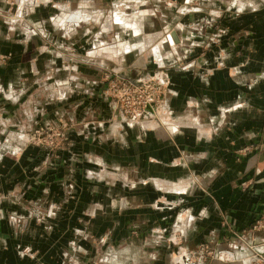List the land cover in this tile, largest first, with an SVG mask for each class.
I'll return each mask as SVG.
<instances>
[{
    "label": "crops",
    "instance_id": "1",
    "mask_svg": "<svg viewBox=\"0 0 264 264\" xmlns=\"http://www.w3.org/2000/svg\"><path fill=\"white\" fill-rule=\"evenodd\" d=\"M13 1L20 4L18 13L23 5L34 3ZM161 1L164 8L173 6L168 18L166 10L159 14L163 21L167 18L168 27L172 21L175 41L163 47L136 45L154 55L152 62L141 64L147 72L141 76L145 79L150 73L165 85L161 126L142 128L141 136L138 131H122L125 145L111 141L108 145L99 141L105 122L85 123L79 134L83 141L65 146L59 168L52 156L49 172L39 167L36 148H16L15 157L0 156V264H63L70 242L76 241L72 231H122L136 228L141 221L142 228H160L155 216L161 208L155 214L146 208L115 210L107 220L101 207H94L93 216L87 217L91 200L96 194L100 198L98 186L85 176L86 168L93 172L94 166L125 169L126 180L141 183L133 196H140L142 205H150V196L164 197L166 182L176 183L174 193L181 194L176 199L186 197L191 202V241L222 240L227 229L245 232L264 220V0ZM149 3L142 1V5ZM9 9L6 0H0V60L5 61L0 65V100L6 93L16 96L15 89L26 82L33 83L32 90L40 87L43 75L52 80L51 89L53 78L61 77L62 85H71L65 68L69 55L60 52L65 56L60 65L54 60L59 51L43 48L37 40L23 41L3 18ZM115 20L134 36L141 31L135 20ZM99 52L92 47L86 54ZM84 70L89 79L78 73L74 78L84 85H73L82 88V103L95 109L101 74L97 68ZM68 86L60 87L64 98L70 95ZM73 134L70 129L72 141ZM91 135L95 143L84 144ZM187 178L192 186L185 192ZM151 190L153 194L148 193ZM54 207L56 224L37 220L38 213L46 215ZM239 262L249 264L247 259Z\"/></svg>",
    "mask_w": 264,
    "mask_h": 264
},
{
    "label": "rangeland",
    "instance_id": "2",
    "mask_svg": "<svg viewBox=\"0 0 264 264\" xmlns=\"http://www.w3.org/2000/svg\"><path fill=\"white\" fill-rule=\"evenodd\" d=\"M22 1L30 3L29 0ZM134 1L138 0H34L32 4L23 5L22 12L18 13L20 4L17 6L13 0H6L10 9L4 13L3 18L8 27L14 28L24 38L23 41L28 40L27 43L33 39L43 48L59 53L64 51V55L70 57L69 62L64 64L66 63V71L72 78L68 81L71 83L69 86L62 85L61 77L53 78L54 88L51 89L52 80L43 75L39 79L40 87L32 90L30 87L33 83L28 85L26 82L15 89L16 96L6 93L7 97L0 100V156L15 157L16 148H36L39 167L49 172L52 168V156L54 165L59 168L65 146L77 145L83 141L79 139V134L83 131L80 129L81 125L85 123L94 122L97 125V122H105L102 125L105 133L99 141L103 144L113 142L114 145H125L126 135L122 134L121 137L122 131H138L141 136L142 128L161 126L163 118L159 116V112L164 104L165 85L150 73L145 79L141 76L142 73H147L140 69L141 64L152 62L154 55L148 49L141 52L136 45L163 47L175 41L171 31L172 21L169 23L170 27L167 26V18L173 14V6L164 8L161 0H149L150 3L146 5H142L144 0H139V5H135ZM170 2L173 3L174 0ZM165 10L168 15L163 21L159 13ZM75 14L80 18L73 16ZM116 17L136 21V25L141 28L135 35L136 38L131 29L115 20ZM92 47L100 51L99 54L87 55L86 52ZM61 53L55 52L54 55L55 63L59 61L60 65L65 59ZM3 62L4 59H1L0 65ZM93 68L100 72L102 84L95 109L82 103L80 96L83 95V90L80 86L73 85H84V82L79 83L74 77L81 73L82 79H89L84 69ZM145 81L158 83L162 87L161 103L154 116L148 119L141 117L134 123L123 115L121 105L117 104V93L113 96L110 87L115 85L117 89L126 82L140 85ZM64 86L71 90L66 98L60 91V87ZM69 98L71 100L68 101ZM115 113L121 120L115 117ZM70 129L75 131L73 141L70 139ZM88 140L84 144L93 145L95 136L91 135ZM70 169L72 170L71 167ZM87 169V181L98 186L100 197L98 199L95 193L96 197L89 204L87 217L93 216L94 207H101V216L107 220L112 219L111 214L115 210L121 212L130 208H146L155 214L161 208L159 216H155V221L161 223L160 228H142L141 221L134 222L136 228L122 231H72L71 235H75L76 241L70 242L63 264H241L239 261L243 259L249 260V264H264V220H258L245 232L227 229L222 240L202 238L197 242L191 241V234L194 232L191 202L186 197L181 198L182 201L176 199L181 195L180 192L174 193L178 189L176 183L166 182L162 187L165 190L162 193L164 197L157 199L150 196L147 198V201H151L150 205H142V199L138 198L140 196H133V192L141 186L134 179L136 175L132 176L134 180L128 181L125 179V169H114L107 165L101 168L94 166L93 172ZM184 169L189 176L188 167ZM193 183L195 187V182ZM184 186L185 192L190 191L192 184L189 178ZM69 191H72L71 185ZM152 192L148 191L149 194H153ZM54 204L58 206L59 202ZM56 208L46 215L38 213L37 220H51L52 225L56 224L59 220ZM88 223L85 221L86 226ZM250 238L257 240L253 239L252 242ZM78 242H81V246Z\"/></svg>",
    "mask_w": 264,
    "mask_h": 264
},
{
    "label": "built area",
    "instance_id": "3",
    "mask_svg": "<svg viewBox=\"0 0 264 264\" xmlns=\"http://www.w3.org/2000/svg\"><path fill=\"white\" fill-rule=\"evenodd\" d=\"M110 88L113 96L114 93H117V104L121 105L123 115L134 123H137L141 117L148 119L154 116L161 103L160 91L162 87L152 81L141 82L140 85L126 82L117 89L115 85Z\"/></svg>",
    "mask_w": 264,
    "mask_h": 264
},
{
    "label": "water",
    "instance_id": "4",
    "mask_svg": "<svg viewBox=\"0 0 264 264\" xmlns=\"http://www.w3.org/2000/svg\"><path fill=\"white\" fill-rule=\"evenodd\" d=\"M175 39V38H174Z\"/></svg>",
    "mask_w": 264,
    "mask_h": 264
}]
</instances>
